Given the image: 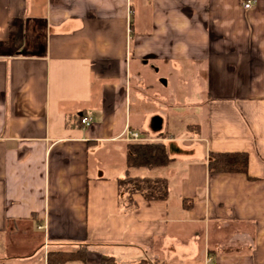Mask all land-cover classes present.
<instances>
[{
    "label": "crops",
    "instance_id": "obj_1",
    "mask_svg": "<svg viewBox=\"0 0 264 264\" xmlns=\"http://www.w3.org/2000/svg\"><path fill=\"white\" fill-rule=\"evenodd\" d=\"M246 1L0 0V264H264V0ZM156 60L209 75L184 134L130 124L155 106L128 73ZM127 127L174 160L130 171L166 201L119 206ZM234 152L246 175L209 173Z\"/></svg>",
    "mask_w": 264,
    "mask_h": 264
},
{
    "label": "rangeland",
    "instance_id": "obj_2",
    "mask_svg": "<svg viewBox=\"0 0 264 264\" xmlns=\"http://www.w3.org/2000/svg\"><path fill=\"white\" fill-rule=\"evenodd\" d=\"M128 75L129 100L147 101L155 106L151 112L139 110V114H136L131 111V126L134 120L143 123V129L138 131L140 134H151L159 130L178 136L186 132L187 124L196 123L191 111L185 109V106H191L189 101H206V78L209 75L185 72L174 61L162 63L157 60L146 70L131 67ZM160 119L161 128L156 127Z\"/></svg>",
    "mask_w": 264,
    "mask_h": 264
},
{
    "label": "trees",
    "instance_id": "obj_3",
    "mask_svg": "<svg viewBox=\"0 0 264 264\" xmlns=\"http://www.w3.org/2000/svg\"><path fill=\"white\" fill-rule=\"evenodd\" d=\"M174 160L168 155L162 141H147L142 143H128L126 147L125 172L122 179H118L119 192L126 194L123 201L119 199V206L130 210L135 207L133 195L140 194L146 201H166L169 196L168 182L164 178L132 177L131 170L143 169L152 171L165 168ZM248 156L246 153H210L208 171L211 174H247ZM80 253L56 252L47 255V264H64L79 259ZM111 259L104 261L110 263ZM155 264V263H154Z\"/></svg>",
    "mask_w": 264,
    "mask_h": 264
},
{
    "label": "built area",
    "instance_id": "obj_4",
    "mask_svg": "<svg viewBox=\"0 0 264 264\" xmlns=\"http://www.w3.org/2000/svg\"><path fill=\"white\" fill-rule=\"evenodd\" d=\"M244 9H250L252 7V2L250 0L246 1L243 4ZM91 123V118L89 117H81L80 124L82 126H89ZM120 140L127 142V143H142L150 141L149 139L141 137L137 132L131 131L128 127L125 131L120 135ZM42 228V227H41ZM206 264H215L211 263L209 258H206Z\"/></svg>",
    "mask_w": 264,
    "mask_h": 264
},
{
    "label": "water",
    "instance_id": "obj_5",
    "mask_svg": "<svg viewBox=\"0 0 264 264\" xmlns=\"http://www.w3.org/2000/svg\"><path fill=\"white\" fill-rule=\"evenodd\" d=\"M162 83L165 85L166 84V82L165 81H162Z\"/></svg>",
    "mask_w": 264,
    "mask_h": 264
}]
</instances>
